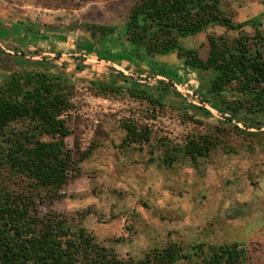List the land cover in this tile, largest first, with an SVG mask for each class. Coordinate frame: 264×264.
<instances>
[{"label": "rangeland", "instance_id": "374dc122", "mask_svg": "<svg viewBox=\"0 0 264 264\" xmlns=\"http://www.w3.org/2000/svg\"><path fill=\"white\" fill-rule=\"evenodd\" d=\"M139 1L0 0V84L27 70L63 75L73 88L65 116L73 168L60 190L39 192L36 212L84 228L124 260L170 244H240L245 264H264V113H234L229 107L242 100L236 86L207 94L214 75L190 70L177 54L139 59L124 34ZM221 7L235 23L258 18L244 34L264 39V0H222ZM92 25L117 29L111 44L102 40L112 55L96 45ZM213 35L241 34L210 27L182 45L206 59ZM95 81L120 90L99 95ZM125 126L146 132L149 142L130 143ZM193 139L210 141L207 156L165 165L169 149ZM2 185L35 193L12 175Z\"/></svg>", "mask_w": 264, "mask_h": 264}, {"label": "trees", "instance_id": "16d2710c", "mask_svg": "<svg viewBox=\"0 0 264 264\" xmlns=\"http://www.w3.org/2000/svg\"><path fill=\"white\" fill-rule=\"evenodd\" d=\"M221 6L222 0H140L124 27L127 44L141 60L149 55L177 54L190 70L214 75L207 94L220 97L235 85L242 100L229 109L262 114L264 39L244 34L259 19L235 23ZM216 26L241 35L233 40L210 36L206 59L182 45L183 39ZM87 30L93 38L100 36L96 45L112 55L102 40L111 44L117 29L92 25ZM92 86L105 97L120 90L101 81ZM72 89L63 75L27 70L14 72L0 84V179L5 174L26 179L35 192L17 193L0 186V264H245L247 250L240 244H199L190 250L170 244L143 259L124 260L84 228L74 231L61 216L36 212L39 192L60 190L73 168V153L67 145L72 130L65 118L73 107ZM124 129L130 143L149 142L146 132L131 126ZM210 146L207 139H193L169 149L164 163L172 166L178 156L196 163L208 155Z\"/></svg>", "mask_w": 264, "mask_h": 264}]
</instances>
